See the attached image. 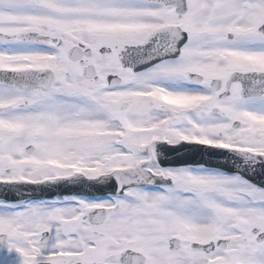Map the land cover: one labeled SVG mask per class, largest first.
<instances>
[{"label": "snow or ice", "instance_id": "obj_1", "mask_svg": "<svg viewBox=\"0 0 264 264\" xmlns=\"http://www.w3.org/2000/svg\"><path fill=\"white\" fill-rule=\"evenodd\" d=\"M0 264H264V0H0Z\"/></svg>", "mask_w": 264, "mask_h": 264}]
</instances>
